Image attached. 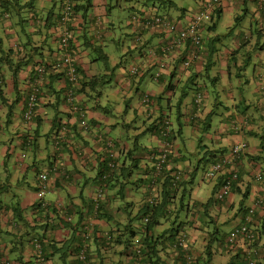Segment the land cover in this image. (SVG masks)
I'll return each instance as SVG.
<instances>
[{"label":"crops","instance_id":"obj_1","mask_svg":"<svg viewBox=\"0 0 264 264\" xmlns=\"http://www.w3.org/2000/svg\"><path fill=\"white\" fill-rule=\"evenodd\" d=\"M6 1L15 5L16 12L6 15L0 8V53L10 51L9 56L15 63L19 58H25L28 65L20 72L17 92L9 66L0 65L4 81L0 95V251L3 255L0 264H4V258L9 264H34L35 252L30 241L34 235L42 236L44 253L51 264H78L75 252L83 243L85 227L95 234L88 242L93 261L97 264H132L126 251L125 228L129 221L127 213L137 211L144 195L137 178L138 165L133 173L122 170L117 183L105 187L100 174L107 151L101 136L114 140L117 160L123 169L128 167L125 157L131 150L135 159L138 160L140 155L146 160L148 152L159 146L158 139L149 132L155 120L148 117L153 118V109L161 112L162 102L170 104L166 109L171 119L176 118L171 124L177 160L170 166L181 171L180 182H190L177 190L174 202L182 197L187 205L180 219V234L185 235L194 264H244L253 256L256 264H264V234L254 246L239 241L231 252L225 250L228 232L243 222L245 210L254 206L260 194L261 186L254 176L262 173L264 177V14L257 0L222 2L214 29H207L210 23L204 28L202 60L188 70L177 63V55L163 60L159 54L150 53L161 42L160 36L143 33V44L133 42L129 47V52L137 49L138 58L134 64L143 68V73L130 78L129 82L125 63L117 64L105 51L113 43L118 44L114 11L119 4L113 5V0H77L71 30L73 46L77 50L75 63L83 74L82 83L118 68L116 83L120 92L126 87L132 91L127 94L128 102L134 100L132 95L135 93L139 103L145 95L153 100L152 108L138 106L134 111L141 123L120 125L112 122L114 114L111 110L100 106L99 89L84 88L78 95L77 90L82 85H76L77 99L87 111L88 131L78 127L77 118L65 103L64 91L70 85L66 71L52 69L55 59L61 55L58 0ZM140 2L128 0V9L136 10ZM155 2L160 4V9L174 6L170 0ZM189 12L186 7H181L179 14L168 16L185 21L191 16ZM225 13L233 14L237 33L232 47L222 51L213 44L214 41L221 44L222 38L207 34L217 29ZM134 32L133 36L138 37V30ZM104 56H108L107 62L103 61ZM161 61L167 63L163 71L159 66ZM38 62L49 66L51 79L39 85L37 118L27 122L24 119L27 98L37 80L32 63ZM250 67L252 82L245 77ZM233 75L238 80L244 79L238 82L239 90L232 82ZM47 82L50 85L45 87ZM218 84L222 92L216 89ZM188 86L192 90L187 92ZM196 87L202 89L204 103L194 108L195 96L190 102L186 100L190 91L195 94ZM176 98L180 104L184 100L187 107L185 113L188 115L184 118L179 104L176 113L172 114L171 105ZM215 115L218 117L216 122L212 119ZM207 116H211L209 131L202 128L204 123L198 124L193 127L190 141L177 143L185 123L192 127L190 118L204 122ZM114 130L118 131L113 135ZM58 131L65 134L56 143L54 135ZM193 142L205 154L196 161L189 158L197 153V148L191 146ZM238 143L247 144V152L237 164L239 183L224 204L215 206V182L205 180L204 176L200 184H194L196 172L200 165L210 166ZM30 173L33 174L29 180ZM42 173L48 177V188L43 197L48 204L46 209L39 208L42 200L38 199L36 189L38 176ZM102 185L105 189L100 196ZM244 194L247 199H243ZM255 212L253 225H264V209L256 208ZM226 226L227 231L223 232L222 228ZM105 236L110 240L107 245L103 241ZM167 242L161 237L158 245ZM171 253H174L172 249ZM172 254L163 258L164 264H182L175 261L178 254Z\"/></svg>","mask_w":264,"mask_h":264},{"label":"trees","instance_id":"obj_2","mask_svg":"<svg viewBox=\"0 0 264 264\" xmlns=\"http://www.w3.org/2000/svg\"><path fill=\"white\" fill-rule=\"evenodd\" d=\"M58 5H59V10L60 13L62 11V0H58ZM11 2H7L6 0H0V8L3 9V13L6 15H9L10 13H15L16 9H15V5H11ZM54 9V7H53ZM53 9H52V13H53ZM76 7L74 8V13L76 12ZM220 8H217L216 10H214L212 12V15L210 16V24L208 26V30H212L214 29L217 20L220 17ZM213 18H214V23H213ZM71 26H72V22L69 23V29L71 31V47H72V52L75 54V52L77 51L75 49L74 45V41H73V31L71 30ZM62 31V28H61ZM143 33H147L146 31L142 32L140 35H142ZM136 42V39H135ZM138 45H140V43H137ZM97 50V49H96ZM204 52V51H203ZM204 53H200L199 54V59H197L196 61H194L191 66L193 64H195L198 61L202 60V56ZM10 51L6 53H0V65L4 63V65L9 66V71L12 73V78H13V83H14V90L17 92L18 91V85L20 83V72L24 69V67H26L28 65V61L24 62L25 58H19L16 63L10 58ZM75 56V55H74ZM105 58L103 59V61L108 60V56H104ZM184 57H185V53L181 54V55H177L175 59H177V63H182L184 62ZM166 58V57H165ZM164 59V58H163ZM170 59V58H167ZM57 60V59H55ZM165 60V59H164ZM167 65V63H165ZM166 65H164L163 68H161V71L166 69ZM33 69L34 71H36V67L38 66H43L45 68H49V66L44 65L43 63H32ZM191 66H189L188 68H184L182 66V68H184L185 70H188L191 68ZM139 68V73H143V68ZM79 69V68H78ZM80 79L77 82V87L81 86V89L77 90V87L74 89L75 92V97L77 99V94H76V90L77 93L79 95L80 91H83L84 88H89L91 90L97 89L99 86H101L104 82H105V78L106 75H101V76H97V77H91L90 79H86L87 81H84L82 83V79H83V74L82 71L78 70ZM50 74H48L47 76L45 75L43 77L42 80V85L43 82L48 81L49 79H51V77H49ZM139 76V75H138ZM137 77V76H135ZM4 83L3 81V74L0 71V95L3 94V87L4 85L2 84ZM47 85H50L49 82L45 83V87ZM42 88V86H41ZM187 92L189 90H192L189 86L186 88ZM185 89V90H186ZM40 92L41 90L39 89V93L37 94V101L34 107V114L32 116V120L35 117V114L37 113L36 108L39 107L40 105ZM32 93V91L30 92ZM65 93V91H64ZM203 94V91L200 87H196L195 88V96L197 94ZM203 96V95H202ZM28 99L29 96L27 98V103H28ZM64 100H65V95H64ZM153 100L150 98L149 102L147 103V105H151L153 102ZM77 102L78 99H77ZM204 100L203 97L200 99L199 103L193 102L192 104L195 106L194 108H197V106H199L200 104H203ZM82 105V104H81ZM146 105V104H145ZM168 105H162V110H161V115H163L164 110H166V108ZM170 107V106H169ZM26 111L24 112V116H25ZM150 116V115H149ZM37 117H35L36 119ZM151 118V117H148ZM170 116L165 117V119H163L161 121V123H158L156 120L151 124V127L149 128V132L154 134V136L158 139L159 141V146H157L156 148H153L152 150H148V158L145 160V158L143 159L140 155H138V160L135 159L133 157V151H129V153L126 154L127 158V163H128V167L127 169H123V165L121 166L119 164V161L116 160V164L115 167L113 169H109L107 167L106 164H103V169L101 170V174L100 177L103 174H107V177L105 180H102L103 185L106 187L109 183L115 182L114 184L117 183L119 177L121 176L122 170L127 172H131L133 173L138 165V182H140L141 184V188L143 191V198H142V202L140 204V206L138 207L137 211L133 212L132 210L129 211L128 214V218L127 220H129L126 224V232H127V240H126V251L129 253V256L131 257L132 260V264H164V257L166 255L172 254L171 253V249L174 251L173 254H178V256L175 258L176 263H182V264H194V260L193 257L190 255V252L188 251V249H186V251H184L181 247H179L177 245V238L180 234V232L182 233V222H181V217L183 216V211L185 209H187V205L185 204V202L183 201L182 197L180 198V200L176 203L174 202V196L177 193V190L185 187L188 183L190 182H180L181 178H182V173L181 171H179L178 169H174L172 168L170 165L171 163H173L175 160H177V155L175 152L174 148L170 149V153L166 159V163L164 165V169L162 170V173L159 174L157 176L156 174V168H155V164L157 163V159L156 156L159 154V150H160V144L161 141H163V137L160 133V130L165 126L166 122H170L171 124V120H170ZM190 121V125H192V127L198 126V124H202V128L204 129L205 132L209 131L211 128V116H207L205 118V121H201L199 118H195L192 117L189 119ZM172 144H174L175 141V133L174 130L172 128V124H171V138H170ZM116 150V145L114 148V151ZM175 152V153H174ZM129 159V160H128ZM138 161V164H137ZM141 168V169H140ZM140 170V171H139ZM180 175V179L178 180V182L176 184H174V179H175V175L176 174ZM264 178V177H263ZM240 180V172L238 175V180L235 181L232 185L231 188V192L224 197L222 200H218L216 198V192L218 190V185L221 182V178H219L216 181V188L215 191H213L214 193V200L215 202H213V205H218L221 206V204H224L226 202L227 197H229L231 195V193H233L234 188L237 186V184L239 183ZM103 185L100 187L101 189V194L102 195L103 191L105 188H102ZM261 186V185H260ZM37 189V188H36ZM261 189V188H260ZM260 193V192H259ZM103 196V195H102ZM243 199H247L246 194H244ZM212 200V198H211ZM243 201V200H242ZM48 204L45 203L42 199V202H40V206L39 208H48L47 207ZM254 208V212L252 214L249 213L250 209ZM255 207H249L245 210L244 213V219L243 222L240 223L238 226H235L233 229L237 230L239 229L241 226L243 225H247V229L250 235H252L253 240L250 241L252 242V244H249L250 242H248L249 240L244 241V244L249 245V246H254L259 242V239L261 238V236H263L264 234V225L263 223L257 226L253 225V220L256 216V212H255ZM248 218L250 220H248ZM166 226V227H164ZM160 227H164V228H160ZM232 229V230H233ZM231 230V231H232ZM228 232L227 234V238L225 241V246L228 252H231L235 245L241 241V237H239L236 241L235 244H230L228 242L229 236H230V232ZM213 232V231H211ZM94 232H92L91 229H87V227H85L84 230V237H83V243L80 244L77 247V250L75 252L76 255V261L78 264H97L95 261H93V256H92V252L89 248V241L91 240L90 238H93L94 236ZM42 237V236H41ZM40 236L34 235L32 236V238L30 239L32 246H33V250L35 252L33 258H34V264H51L49 258L45 255L44 253V245L42 242V238ZM162 238H166L168 244L162 243L160 245H158V241ZM103 241L106 243H109V237L105 236L103 238ZM36 245H39L40 248H37ZM107 245V244H106ZM208 248H210V246H208ZM138 251V253H137ZM83 252L84 254V260L81 261L79 259V254ZM161 253H164V255H160ZM172 254V255H173ZM254 257V258H253ZM251 259L249 260H245L244 264H249L250 260L254 262V264H256V262L254 261L256 259L255 256H253ZM3 258L2 252L0 251V260ZM41 258L43 259V262H40ZM209 260V258H208ZM210 261V260H209ZM209 261H207V263H209ZM4 264H9V262L4 258ZM196 262V260H195Z\"/></svg>","mask_w":264,"mask_h":264},{"label":"built area","instance_id":"obj_3","mask_svg":"<svg viewBox=\"0 0 264 264\" xmlns=\"http://www.w3.org/2000/svg\"><path fill=\"white\" fill-rule=\"evenodd\" d=\"M224 0H210L203 1L200 3L199 11L192 14L189 20L184 23L181 20H171L169 17L159 15L158 13L151 11L147 13L145 11H141L138 15H134L131 17L129 24L134 28V30H138L139 32L146 31L147 33L155 34L160 36L161 42L158 44L156 48L151 49L150 53L153 55L159 54L161 56L160 59H166L169 57H173L176 55H181L185 53L184 62L182 66L184 68H188L191 64L199 59V54L203 53V29L207 23H210V16L214 11L215 7L222 3ZM260 9L264 12V0H258ZM63 6L62 11L60 13V25L62 28L61 36H60V57L55 60L52 69L54 71L57 70H65L67 80L70 83L69 87L65 89V103L68 108L71 110V113L77 118L78 127L81 130L88 131L90 129L88 120H87V111L86 109L77 102L75 97L74 89L76 88L77 82L80 79L78 69L75 63V56L72 52V47L70 44L71 41V31L69 29V23L73 22V13L76 5V0H62ZM181 22V23H180ZM137 42H142L141 37L136 38ZM166 57V58H165ZM163 59V60H164ZM166 62H159L160 68H163ZM37 80L32 88V93L29 94V99L27 103V110L25 113V120L31 121L32 116L34 114V107L37 101V94L39 93V85L42 83L43 77L50 74V68H45L43 66H38L35 69ZM140 75L138 66H133L129 69L127 74V81H130V78H134L135 76ZM202 98L201 94L196 96V103H199ZM149 96L145 95L143 97V102H149ZM64 130V129H63ZM62 133V134H61ZM63 133L61 131L54 135L55 142H59L63 138ZM160 133L163 137V141L160 144L159 154L156 156L157 163L155 164L156 174L157 176L162 173L164 169V165L166 163V159L170 153V149L174 148V144H172L171 138V124L170 122H166L165 126L160 130ZM103 145L106 148V155L104 156V164L107 165L109 169H113L117 160V153L114 151L115 142L109 137L101 136ZM73 146L72 142L70 143ZM247 152V144L238 143L233 145L227 154L220 155L217 157L213 163L210 165L209 170L205 173V178L208 181H216L221 178V182L218 185V190L216 192V198L218 200H222L226 197L230 192L232 185L235 181L238 180L239 170L237 168L238 162L242 159L243 155ZM174 184L178 182L180 179V175L177 173L175 175ZM107 174H103L101 176V181L105 180ZM255 180L258 181L261 185L260 194L256 197L254 201L255 208H263L264 209V178L262 173H257L255 176ZM37 197L39 200H42L47 188H48V177L46 173H42L38 176L37 183ZM99 194H101V190H99ZM254 212V208L250 209L249 213L252 214ZM248 220H250L248 218ZM247 225L241 226L237 230H232L230 232V236L228 242L232 245L235 244L237 239L241 237V241L244 242L249 240L252 241V235L249 234ZM249 244H252L250 242ZM177 245L181 247L184 251L188 249L186 244L185 235L180 234L177 238ZM37 248H40L39 245H36ZM138 253V251H137ZM79 259L81 261L84 260V254L81 252L79 254ZM40 262H43L41 258ZM40 264V263H38ZM190 264V263H189ZM249 264H254L253 261H250Z\"/></svg>","mask_w":264,"mask_h":264},{"label":"rangeland","instance_id":"obj_4","mask_svg":"<svg viewBox=\"0 0 264 264\" xmlns=\"http://www.w3.org/2000/svg\"><path fill=\"white\" fill-rule=\"evenodd\" d=\"M158 1H161V0H158ZM170 1L173 2L174 6L168 7V8L162 7V9H160V7H159L160 4L158 2H155V0H141L138 8H136V10H134V9H128V0H113V5L116 2L119 4V7L117 9H115V11H114V15L116 16L115 21H116V27H117L116 40L118 41V44L113 43L105 51H106V53L111 54L112 59H115L117 64L124 62L125 68L128 70V72L132 66H135V64H134L135 58H138L137 49H133V51L129 52V47L131 48L133 46V42H135V39H136V36L134 37L132 34V32H134V29L129 24L132 16H134V15L136 16L137 14L139 15L141 13V11L143 10L147 13H150L151 11H158L157 13L159 15L170 17L168 15H170L171 13L179 14L181 7H186L188 9V11H191V12H189V15H192L195 12L199 11L201 2H203V1L207 2L210 0H170ZM137 2H138V0H137ZM222 4L223 3H220L219 5H217L214 10H216L217 8H220L222 6ZM58 7H59V5H58ZM189 18H190V16H189ZM185 19H188V18H185ZM171 20H174V18ZM188 20H185V22L184 21H182V22L186 23ZM175 21H177V20L175 19ZM226 26H229L230 28H228V30H227ZM236 33H237V27H235V25H234L233 14L225 13L224 18H222V20L219 21L217 29L214 32H211L210 34H207V36L208 37H216V36L221 37L222 38L221 44L217 43V42L215 43V41L213 42V44H215L214 46L219 47L222 51H225V49L232 47L231 44H232V41H233ZM135 43H134V46H135ZM148 49H149V47L146 48L147 51H148ZM175 56H176V54H175ZM109 65H111V64L109 63ZM160 70H161V68H160ZM113 71H110L108 74H106L105 82L97 88L100 90L99 91L100 106L102 108H108V110H111V112L114 114L111 118L112 122H119L120 125L126 124V126H128L130 124L135 125V123H137V124L141 123L142 122V121H140L141 119H139V121H138V116L134 111L136 109H138V106L139 107H145L146 106V107L152 108V104L147 105V103L143 102V98L141 99V103H139L136 93L134 95H132L134 97V100H131L128 102L129 96L127 94L129 92L132 93V91L130 90V87H126V88H124L123 92H120V87L116 83V78H118L117 75H118V72H120V71L118 68H114ZM251 72H252V68L250 67L249 71L246 72V76H245L246 78L250 79V82H252ZM243 80L242 79L238 80L234 75L232 76V82H234L236 84V88H238V90H239L238 82L243 81ZM216 89L219 92L223 91L219 84L217 85ZM194 96H195L194 92L190 91L189 97L186 101L190 102L191 98H193ZM176 100L177 101H175L174 104L172 101V105H171L172 114H174V112L176 113V109H177V106L179 104L181 107V110L183 111L182 113L184 114L183 115V118H184L185 116L188 115L185 113L187 110L186 109L187 107H185V105L183 104L184 100L181 102V104L179 103L180 101L178 98H176ZM162 105H170V104L168 102H162ZM117 108H119V109H117ZM153 115H154L153 118H150V119H152V121L156 120L158 123H161V121L163 119H165V117L169 116V113H168V110L166 109V110H164L163 115H161V112L158 109H153ZM212 119L214 120V122H216L218 120V117L215 115L212 117ZM142 120H144V119H142ZM170 120L172 122L174 121V123H175L176 118L173 117ZM183 121H184V119H183ZM146 122H147V119H145L144 123H146ZM117 131L118 130H114V132H112V134L113 133L116 134ZM191 132H193V127H191L185 123L183 135H182V137H177V143L181 142L182 140H184L186 142L190 141ZM198 136H199V134H198ZM175 141H176V139H175ZM175 141H174V149L176 152L177 147L175 145ZM43 144H45L44 140H43ZM197 145L198 144L196 142L191 143V146H194L195 148H197L196 147ZM137 152H138V150H137ZM204 155L205 154L202 153V150L200 148H197L196 155H191L190 157L189 156L188 157L190 159L196 161V159H199V157L202 158V156H204ZM209 168H210V166H205V164L200 165L199 169L196 172V176H195L196 178H195L194 184H197V183L200 184L202 178H204L205 173L207 172V170H209ZM32 174L33 173H30L29 180L31 179ZM204 179L206 180V178H204ZM227 228H228L227 226L223 227L222 231L226 232Z\"/></svg>","mask_w":264,"mask_h":264},{"label":"clouds","instance_id":"obj_5","mask_svg":"<svg viewBox=\"0 0 264 264\" xmlns=\"http://www.w3.org/2000/svg\"><path fill=\"white\" fill-rule=\"evenodd\" d=\"M257 2H258V0H257ZM77 6V0H76V5H75V7ZM258 6H259V2H258ZM260 8V7H259ZM261 10V9H260ZM262 11V10H261ZM156 13H157V11H155ZM262 13L264 14V12L262 11ZM75 16V13H73V18H75L74 17ZM73 23V22H72ZM208 24V23H207ZM206 24V25H207ZM206 25L204 26V28L206 27ZM61 26V25H60ZM203 31H204V29H203ZM141 34V32H139L138 31V37H141L142 38V40H143V37H142V35H140ZM61 36V35H60ZM137 38V37H136ZM203 40H204V37H203ZM144 41V40H143ZM143 41L142 42H139L140 43V45H142L143 44ZM137 42V41H136ZM138 43V42H137ZM204 43V42H203ZM59 45H60V38H59ZM203 47H204V44H203ZM59 53H60V51H59ZM201 94V93H200ZM198 95V94H197ZM196 95V96H197ZM201 95H203L204 96V93L203 94H201ZM202 96V97H203ZM196 98V97H195ZM25 119V118H24ZM31 121H32V119H31ZM28 122V121H27ZM30 122V121H29Z\"/></svg>","mask_w":264,"mask_h":264}]
</instances>
